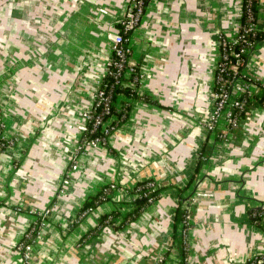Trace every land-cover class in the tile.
<instances>
[{"label": "crops", "instance_id": "1", "mask_svg": "<svg viewBox=\"0 0 264 264\" xmlns=\"http://www.w3.org/2000/svg\"><path fill=\"white\" fill-rule=\"evenodd\" d=\"M129 2L0 0L2 136L15 142L0 149V264H22L16 247L36 220L32 209L50 217L30 264H247L264 255V216L258 225L251 216L264 209V107L226 138L224 126L205 128L220 40L236 36L242 0H151L128 42L137 93L151 102H129L107 145L86 149L69 172L65 149L79 143ZM256 23L264 32V0ZM245 72L264 82V39ZM144 181L163 189L150 209L88 238L102 215L118 211L122 223ZM107 185L116 187L109 200L78 221ZM189 204L184 253L178 216Z\"/></svg>", "mask_w": 264, "mask_h": 264}, {"label": "built area", "instance_id": "2", "mask_svg": "<svg viewBox=\"0 0 264 264\" xmlns=\"http://www.w3.org/2000/svg\"><path fill=\"white\" fill-rule=\"evenodd\" d=\"M254 1V0H249ZM151 0H130L126 6L124 15L120 21V32L114 35L111 39V58L107 63L104 78L110 77L113 79L115 85H120L122 78L126 74L131 75L132 82L129 83L139 85L140 75L133 67L129 66V57L131 50L128 46L131 33H133L140 25L145 14V10ZM257 23L249 24L248 28H243L240 24L236 32V36L232 41L227 39L220 40V55L219 62L215 72V83L213 91L214 110L205 125L208 132L217 130V125L220 120L224 122V131L220 138H226L236 129L240 122V117L248 118L254 109L251 105L255 99L264 91V82L249 75L245 72L247 58L249 51L245 47L234 51L232 45H241L244 43V36L249 31H256ZM246 56V58H244ZM95 91L93 94L92 105L90 108L82 112V123L78 126L80 133L79 143L74 149L66 148L65 152L70 154L71 158V171L77 169V157L83 154L89 147L105 146L108 138L115 129V117L110 114L111 96L105 93L107 85L103 83V79L97 81L95 84ZM119 98V97H118ZM117 98V99H118ZM264 100V99H263ZM117 106V105H115ZM102 107V112L97 113V109ZM110 114V115H109ZM108 117L105 118L104 116ZM3 123L0 116V149H8L14 146V140H7L2 136ZM99 133L98 137L89 138V135ZM69 176V173H67ZM64 185L68 184V179L63 182ZM152 186V184H148ZM114 185H112V188ZM192 204H189L182 214L180 237L183 242V250L187 252V233L190 229V215L189 210ZM30 214L35 216L33 225L40 223V230L50 217V210L46 209L39 211L32 209ZM84 215V214H83ZM254 216V215H253ZM260 214L258 217H263ZM29 227V228H31ZM28 230V229H27ZM25 231L22 240L16 247L17 252L22 258V264H30L32 261L33 247L35 246L40 234L32 239L34 228L30 231ZM159 260L156 264H161ZM182 264H188L185 259H182ZM247 264H264V255L255 257Z\"/></svg>", "mask_w": 264, "mask_h": 264}, {"label": "trees", "instance_id": "3", "mask_svg": "<svg viewBox=\"0 0 264 264\" xmlns=\"http://www.w3.org/2000/svg\"><path fill=\"white\" fill-rule=\"evenodd\" d=\"M242 9H241V25L243 28L249 26L251 23L257 22V4L258 0L249 1V0H242ZM264 39V32L256 30V31H249L244 36V43L241 45H232V49L234 51L239 50L242 46L247 48L249 51L254 50L256 45ZM246 58V56L244 57ZM128 81H132L131 78H122L120 81V85H115L114 81L110 77L103 78V83L107 85V88L105 89V93L111 96V104H110V114L115 117V129L120 128L127 120L129 116L130 111V105L129 102H131L133 99H140L151 102L148 97L146 96H139L137 93V87L130 86L128 84ZM119 96L123 97L124 102L117 101V98ZM264 91L261 92V94L255 99L253 104L251 105L253 108L255 107H264ZM128 100V101H125ZM117 105V106H115ZM97 113L102 112V107L97 109ZM109 114V115H110ZM105 118L108 116L105 115ZM244 119L240 117V120ZM113 131V132H114ZM112 132V133H113ZM99 133H95L93 135H89L88 137L94 138L98 137ZM107 145V143H106ZM105 145V146H106ZM152 184V186H148V184ZM116 187L114 186L112 188V185L104 186L99 190V192L88 198L79 215H78V221L82 220L86 215H88L92 210H94L99 205L107 202L114 193V190ZM163 189H158V187L152 182V181H144L139 183L136 188L134 189L135 194V200L133 203V209L131 212L125 216H123L122 223L118 226L115 225V220L119 217L118 211H113L109 214L102 215L99 219V222L97 226L91 230L88 234V238L90 236H94V234L100 232L105 227H113V228H122L125 225L129 224L130 222L135 221L138 219L144 212L150 209V207L153 205V203L158 200L160 196V191ZM113 192V193H112ZM84 214V215H83ZM252 220L255 224L260 223V219L262 220L263 217H258V215L262 214L264 215V209L257 210L251 213ZM254 215V216H253ZM178 218L182 219V213L179 212ZM31 227V226H30ZM32 228H34V231L32 233V239H35L37 237V233L40 230V223H37L36 225H33L31 228H28L27 231H30ZM181 238V237H180ZM185 253V252H184Z\"/></svg>", "mask_w": 264, "mask_h": 264}, {"label": "rangeland", "instance_id": "4", "mask_svg": "<svg viewBox=\"0 0 264 264\" xmlns=\"http://www.w3.org/2000/svg\"><path fill=\"white\" fill-rule=\"evenodd\" d=\"M148 7V6H147ZM147 9V8H146ZM224 126V122L222 120H220L219 124L217 125V129H219V127H222ZM50 210V209H49ZM39 239H37V242L36 244L38 243ZM36 246V245H35ZM35 246L33 247V252L32 254H34V249H35Z\"/></svg>", "mask_w": 264, "mask_h": 264}]
</instances>
